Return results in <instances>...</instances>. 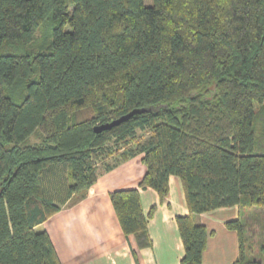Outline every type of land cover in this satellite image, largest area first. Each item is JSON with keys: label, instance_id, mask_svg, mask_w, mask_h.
<instances>
[{"label": "trees", "instance_id": "16d2710c", "mask_svg": "<svg viewBox=\"0 0 264 264\" xmlns=\"http://www.w3.org/2000/svg\"><path fill=\"white\" fill-rule=\"evenodd\" d=\"M138 156V188L160 203L180 180L179 264H202L214 235L198 215L264 208V0H0V264H61L39 226ZM109 197L150 249L156 206L144 215L139 189ZM225 226L232 264H259L245 222Z\"/></svg>", "mask_w": 264, "mask_h": 264}, {"label": "crops", "instance_id": "0c3cea01", "mask_svg": "<svg viewBox=\"0 0 264 264\" xmlns=\"http://www.w3.org/2000/svg\"><path fill=\"white\" fill-rule=\"evenodd\" d=\"M141 159L142 156H138L101 171L83 198L72 199L39 226L49 235L61 264L180 263L184 247L175 217L188 214L180 180L176 176L169 177L168 194L160 203L153 189L138 188L145 173ZM129 189H139L144 215L156 206L148 221L150 249H138L134 236L122 233L110 201V193ZM237 219H240L238 206L219 208L196 217L199 224L214 233L208 237L202 264H206V256L211 253H219L225 264L236 260L237 234L225 224Z\"/></svg>", "mask_w": 264, "mask_h": 264}, {"label": "rangeland", "instance_id": "374dc122", "mask_svg": "<svg viewBox=\"0 0 264 264\" xmlns=\"http://www.w3.org/2000/svg\"><path fill=\"white\" fill-rule=\"evenodd\" d=\"M146 4L150 5L151 0H146ZM34 136L29 140H33ZM249 213H253L254 218H248ZM240 218L245 222V246L248 258L259 264H264V208L245 210L241 213ZM38 230H41L38 228ZM206 264H225L224 258L219 253H211L206 256Z\"/></svg>", "mask_w": 264, "mask_h": 264}, {"label": "water", "instance_id": "95a60500", "mask_svg": "<svg viewBox=\"0 0 264 264\" xmlns=\"http://www.w3.org/2000/svg\"><path fill=\"white\" fill-rule=\"evenodd\" d=\"M137 113H138V111H132V112L128 113L127 115H123V116L119 117L118 119L113 120L110 123L98 125L94 128V132L100 133L102 131L110 130V129L120 125L121 123L129 120L132 116H134Z\"/></svg>", "mask_w": 264, "mask_h": 264}]
</instances>
